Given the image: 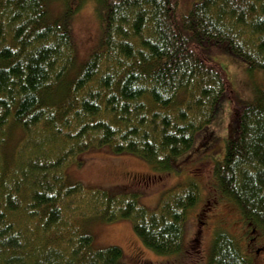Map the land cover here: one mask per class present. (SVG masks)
Wrapping results in <instances>:
<instances>
[{
	"label": "trees",
	"instance_id": "trees-1",
	"mask_svg": "<svg viewBox=\"0 0 264 264\" xmlns=\"http://www.w3.org/2000/svg\"><path fill=\"white\" fill-rule=\"evenodd\" d=\"M51 1L0 0V264H129L119 246H94L85 225L92 216L129 218L157 255L185 254L195 181L148 208L136 194L86 187L66 170L107 147L170 171L225 99L227 133L212 177L243 227L217 228L205 264H253L258 245L251 250L249 239L264 241V87L239 101L205 49L264 74V0H197L185 11L178 0H92L101 35L80 62L70 18L87 0H57L58 15Z\"/></svg>",
	"mask_w": 264,
	"mask_h": 264
},
{
	"label": "rangeland",
	"instance_id": "rangeland-1",
	"mask_svg": "<svg viewBox=\"0 0 264 264\" xmlns=\"http://www.w3.org/2000/svg\"><path fill=\"white\" fill-rule=\"evenodd\" d=\"M196 1L178 0L179 11H185ZM61 8V3L53 0L48 10L51 15H58ZM70 27L76 58L80 62L97 46L101 35L100 14L92 0L84 2L71 16ZM205 50L225 69L239 101L252 100L254 94L264 87L262 70H249L241 59L219 47L207 46ZM229 110V101H221L212 122L194 137L193 148L197 149L200 143H204L203 147L198 152L192 148L193 151L173 157L175 162L170 171H156L139 155L113 153L107 147L91 148L79 155L80 164H69L66 171L73 181L109 193L136 194L139 203L148 208H155L167 190L185 186L188 181H195L199 188L198 199L189 209L184 222L185 254L157 255L141 243L129 218L105 221L89 217L85 225L93 236L94 246H119L122 260L129 264H205L210 252V241L217 228L231 234L240 232L239 228L243 226L236 208L220 196L212 177L214 157L223 154ZM255 244L264 246V241L252 242L253 246ZM253 246L248 249L257 247ZM248 256L253 264H264V250L257 255L249 251Z\"/></svg>",
	"mask_w": 264,
	"mask_h": 264
},
{
	"label": "flooded vegetation",
	"instance_id": "flooded-vegetation-1",
	"mask_svg": "<svg viewBox=\"0 0 264 264\" xmlns=\"http://www.w3.org/2000/svg\"><path fill=\"white\" fill-rule=\"evenodd\" d=\"M249 240H250L251 242H253V241H259L258 239H256V236H252V237H250ZM261 250H264V246H263V245L258 246V247L255 249V253L258 254V253H260Z\"/></svg>",
	"mask_w": 264,
	"mask_h": 264
}]
</instances>
